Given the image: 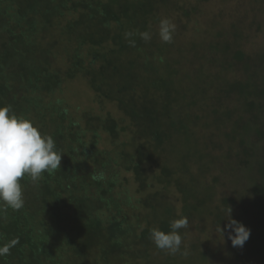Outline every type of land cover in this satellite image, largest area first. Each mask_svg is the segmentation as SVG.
Wrapping results in <instances>:
<instances>
[{"label":"trees","instance_id":"16d2710c","mask_svg":"<svg viewBox=\"0 0 264 264\" xmlns=\"http://www.w3.org/2000/svg\"><path fill=\"white\" fill-rule=\"evenodd\" d=\"M161 6L166 1L0 0V107L30 119L63 155L61 169L36 182L22 178V209L0 205V248L8 247L0 264H148L153 254L162 257L160 264H179L175 255L182 250L173 255L158 249L151 230L167 233L183 217L200 219L197 226L210 220L217 184L231 174L232 163L248 173L260 197L249 208L233 186V198L215 207L217 226L227 224L231 209L264 228V54L250 59L225 45L223 58L210 63L222 75L212 73L211 83L195 76L198 90L211 88L213 104L202 116L194 113L195 100L181 93L190 79L179 87L174 71L153 79L151 37L163 20ZM78 76L101 101L114 104L122 120L81 116L60 101L45 102ZM201 125L214 129L206 146L195 141ZM102 135L124 154L101 150ZM211 147L231 161L201 193L196 179L182 182L176 175L187 176L191 165L206 175ZM122 171L138 187L135 203ZM150 171L157 174L153 184ZM171 189L182 196V216L166 204ZM243 250L236 254L240 264H264V234L249 238Z\"/></svg>","mask_w":264,"mask_h":264},{"label":"rangeland","instance_id":"374dc122","mask_svg":"<svg viewBox=\"0 0 264 264\" xmlns=\"http://www.w3.org/2000/svg\"><path fill=\"white\" fill-rule=\"evenodd\" d=\"M163 1H166V7L161 6V17H163V20L166 19L171 24H174L175 29L170 43L162 41L160 27L154 30L155 35L153 34V37H151L155 44L153 51L155 56L152 60V67L156 69V72L153 79L155 77L168 78L171 71L177 73L175 76L172 72V78L176 79L178 87L182 84L181 79L184 83L186 82L183 78L190 79L187 85L181 89V93L189 101L195 100V103L191 102L194 105L192 107L193 112L202 116L204 110L212 105L213 101H211V88L203 85L204 91L203 89L198 90L199 82H205L207 79L211 83L210 76L212 73H217L219 76L222 75L220 73L222 71L219 68L215 69V67L211 66L210 63L213 62L212 58L221 57L225 45L229 46L232 50L236 48L242 51L250 59H258V55L264 54V4L259 5L257 0ZM255 6H257L258 10H256ZM60 44H63V42H60ZM213 50L217 52L214 53ZM164 59L168 65L162 63ZM220 60L218 59L219 62ZM262 75L264 73L261 72ZM58 101L64 103V106H69L77 115L82 116L88 112L101 119H105V117L111 115L115 119L122 120V115L118 112L117 107L112 103L104 100L101 101L79 76L64 83L61 93H55L45 100L46 103ZM80 122H82V119ZM212 132H214V129H206L205 125L197 127V130L194 132L197 138L195 141L198 144L201 143L206 146V136L207 134L210 136ZM102 136L105 146L99 145L98 147L101 150L113 151L119 155L123 153L121 147L113 146L111 142H108L105 135ZM214 139L216 141L218 137ZM86 141V145L89 146L91 138ZM208 151L211 155L210 169L218 167L212 174L211 170H209L206 175H200L196 171L198 167L195 169L191 165L192 172L190 171L187 176L182 175L180 177L179 174L176 175L182 182L190 178L196 179L201 193L207 183L213 184L211 178L219 176L221 174L219 170L221 171L227 165L226 163L231 161V156L221 153L220 150L214 149V147L209 148ZM131 153L132 150L128 152V154ZM232 165L231 174L222 176L220 178L221 184H217L216 196L208 209L212 214V217H209L211 221L207 219L204 223L197 226L200 219L196 221L188 219V227L190 228H184L186 235L181 245L182 252L179 255H175L179 264H240L241 261L236 254L242 255L244 251L243 247L232 246L231 240L228 238L230 230H226L223 237L215 220V207L220 205L224 199L233 198L235 195L233 186L238 189L236 191L237 200L245 202L244 205L247 207L251 204L249 203L251 200H256L260 197L261 191L255 186L256 184L253 181H249V175L246 171L242 172L234 163ZM122 172L121 178L126 179L125 189L128 191V197L135 203L141 197L137 193L138 187L131 174L125 171ZM155 174L152 171L147 174L151 184H153V178L157 176ZM232 181L233 183H231ZM152 187L155 188V191L159 189L153 185ZM166 195V204L172 206L171 208L174 209L176 215L182 216V196L177 194L174 189L168 190ZM229 213L230 211L228 212L227 219L229 218ZM231 215L234 220L239 219L240 223L251 230L250 238L259 237L264 234V228L261 227V223L259 224L257 219L254 220L253 216L242 220L239 216V210L231 212ZM185 252L187 253L186 255L184 254ZM161 260L162 257L153 254L150 262L146 263L160 264ZM139 263L145 264V261H139Z\"/></svg>","mask_w":264,"mask_h":264},{"label":"clouds","instance_id":"9594fccd","mask_svg":"<svg viewBox=\"0 0 264 264\" xmlns=\"http://www.w3.org/2000/svg\"><path fill=\"white\" fill-rule=\"evenodd\" d=\"M174 29V24L166 19L161 20L160 37L163 42L172 41ZM142 36L150 39L148 33ZM62 157L56 150L54 139L43 134L30 119L18 117L10 106L0 107V205L13 210L22 209L25 203L20 182L22 178L36 182L43 174H52L61 169ZM226 220L227 224L223 227L220 225L219 231L224 237L225 231L230 230L228 238L232 246L242 248L249 240L251 230L232 219L231 209ZM187 227L186 217L176 219L170 223L169 232L154 228L150 238L158 249L174 255L181 251L183 243L179 230ZM7 252L8 247L0 248V255Z\"/></svg>","mask_w":264,"mask_h":264}]
</instances>
